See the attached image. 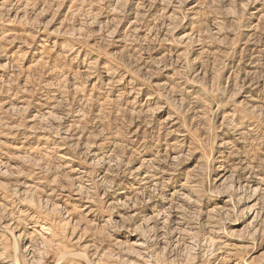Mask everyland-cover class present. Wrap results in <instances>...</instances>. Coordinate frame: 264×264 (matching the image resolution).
<instances>
[{
  "label": "clouds",
  "instance_id": "1",
  "mask_svg": "<svg viewBox=\"0 0 264 264\" xmlns=\"http://www.w3.org/2000/svg\"><path fill=\"white\" fill-rule=\"evenodd\" d=\"M0 264H264V0H0Z\"/></svg>",
  "mask_w": 264,
  "mask_h": 264
},
{
  "label": "rangeland",
  "instance_id": "2",
  "mask_svg": "<svg viewBox=\"0 0 264 264\" xmlns=\"http://www.w3.org/2000/svg\"><path fill=\"white\" fill-rule=\"evenodd\" d=\"M187 35V34H186Z\"/></svg>",
  "mask_w": 264,
  "mask_h": 264
}]
</instances>
